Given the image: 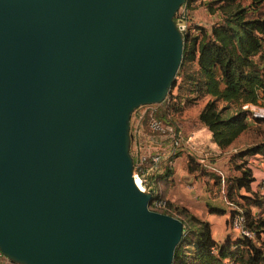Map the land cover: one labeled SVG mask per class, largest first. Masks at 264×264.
Segmentation results:
<instances>
[{"label": "water", "instance_id": "water-1", "mask_svg": "<svg viewBox=\"0 0 264 264\" xmlns=\"http://www.w3.org/2000/svg\"><path fill=\"white\" fill-rule=\"evenodd\" d=\"M185 0H0V253L172 264L183 225L132 176L129 119L168 95Z\"/></svg>", "mask_w": 264, "mask_h": 264}, {"label": "trees", "instance_id": "trees-1", "mask_svg": "<svg viewBox=\"0 0 264 264\" xmlns=\"http://www.w3.org/2000/svg\"><path fill=\"white\" fill-rule=\"evenodd\" d=\"M194 1L185 0L180 6L184 11L174 16L175 24L185 23L181 32V62L171 87L176 94L169 92L164 101L154 104L153 115L179 130L182 111L202 102L197 121L209 131L210 141L224 150L247 127L248 112L241 106L264 107V10L259 8L264 0H208L204 2L205 9L208 14L215 15L216 21L208 29L199 26L195 30L191 28L190 14V5ZM177 78L179 82H176ZM219 103L223 105L219 106ZM230 105L235 107V111L229 113ZM141 130L146 134L143 127ZM129 133L132 146L131 126ZM234 149L225 156L224 194L234 205L229 212L228 225L231 216L238 213L254 238L250 240L227 233L223 240L216 241L207 221L169 202L164 193L151 191L152 200L163 202L158 212L178 218L183 225L172 264H264V238H261L264 235V218L259 214L264 202L251 191L254 176L247 166L249 156L258 154L264 158V142ZM179 152L169 156L167 161L178 156ZM186 169L199 176L201 173L212 175L211 178L214 177L219 185V177L206 171L192 156H187ZM229 170L230 176L227 174ZM143 171L140 179L146 189L156 188L157 181L167 186L172 173L168 164L160 173L149 172L146 164ZM205 180L209 179L205 177ZM241 190L250 195L242 194ZM206 209L210 214L224 213L223 209L210 205Z\"/></svg>", "mask_w": 264, "mask_h": 264}, {"label": "built area", "instance_id": "built-area-1", "mask_svg": "<svg viewBox=\"0 0 264 264\" xmlns=\"http://www.w3.org/2000/svg\"><path fill=\"white\" fill-rule=\"evenodd\" d=\"M176 26L180 32L185 29V23L183 21H180ZM241 107L246 109L248 106L243 105ZM153 111L154 109L149 111L146 117L144 129L146 134L141 130V122L144 114L137 116L136 125L132 130L133 144L131 146L130 154L132 157V176L138 178L139 184L141 185L140 190L150 192V194L154 192V190L151 188L149 189V187L146 189L140 179V176L144 174L143 165H147V170L149 172H162L165 164L170 165V161H167V158L176 152L181 142L180 130H176L171 124L165 123L156 118L153 115ZM250 112L251 116L264 118V107H258L256 109L251 108ZM148 147L151 148V150H149ZM234 150L235 149H232V151ZM196 162L206 171L219 177V195L223 202L229 208L233 209L234 205L225 198L224 194V172L209 160V153L205 151L196 152ZM247 166L251 170L259 168L258 178L256 179L253 175L255 179L254 181H257L253 192L264 202V158L258 154L249 156L247 158ZM162 206L163 202L154 199L150 202L149 209L152 208L154 209L153 211H157V209ZM229 228L237 235L244 236L250 240L254 238L253 232L246 228L242 216L238 213L231 216L229 220ZM0 257H2L1 253Z\"/></svg>", "mask_w": 264, "mask_h": 264}, {"label": "crops", "instance_id": "crops-1", "mask_svg": "<svg viewBox=\"0 0 264 264\" xmlns=\"http://www.w3.org/2000/svg\"><path fill=\"white\" fill-rule=\"evenodd\" d=\"M260 103V102H259ZM202 105V102H198L195 105L189 106L185 108L182 113L179 116V123L182 115L188 108L197 107L196 112H194V121L195 125L197 126L196 129H190L186 133V141L184 142L187 144L189 141H200L204 143L205 145L210 146L211 148H214L215 150H219L222 152L223 150L218 149V147L210 141V133L209 131L201 125L197 121V114ZM250 110L251 108H258V106H252L247 105ZM183 130V127L179 126V130ZM197 130L200 131V134L197 133ZM182 145V144H181ZM183 146V145H182ZM181 146V147H182ZM179 148V147H178ZM180 152L184 154V161L180 160L181 157L176 156L170 161V168L172 169L171 175L168 177V185L164 186V184L161 181L156 182V188H153L155 192H161L165 194L166 200L169 202L182 206L186 208L189 212H191L193 215L197 216L198 218L207 221L210 224L211 229V235L216 241H221L223 238L227 235V233H230L232 236H237L233 231L230 230L228 225V218H229V212L231 211V208H229L221 199L219 194L215 193L216 186L213 185V187H207L204 178L202 176L197 175L196 172H188L186 169V160L187 156H192L196 161V154L192 153L193 151L187 149H178ZM186 148V147H185ZM223 155L224 153H220V155ZM221 155V156H222ZM182 161V162H181ZM178 162H180V165L178 166ZM166 163V162H164ZM177 167V168H176ZM259 171L258 169H255ZM252 174H254V170H251ZM206 181V180H205ZM212 180L209 179L206 182H211ZM254 181H252L253 183ZM251 183V184H252ZM250 184V188L252 190ZM200 204V205H199ZM214 206L218 207L224 210V213L221 215L217 214H210L208 213L206 206ZM0 264H11L6 258L3 256L0 257Z\"/></svg>", "mask_w": 264, "mask_h": 264}, {"label": "rangeland", "instance_id": "rangeland-1", "mask_svg": "<svg viewBox=\"0 0 264 264\" xmlns=\"http://www.w3.org/2000/svg\"><path fill=\"white\" fill-rule=\"evenodd\" d=\"M206 1H208V0H195L190 5V8H191L190 9V14H191V28L194 29V30L197 27H199V26H201V27H203L205 29H208L209 26L213 22L216 21L215 15H210V14L207 13V10L205 9V6H204V2H206ZM259 8H261V9L264 10V4H261L259 6ZM183 11L184 10L181 9V8H179L177 10V12H179V13H182ZM176 82H179V78L176 79ZM169 92H172V94H176V90L175 89H170ZM222 105H223L222 103H219V106H222ZM153 109H155L154 104H152V105H146V106H141V107L137 108L136 110H134L131 113L130 119H129V132H130V126H131V131L135 127V125H136V118L140 114H144L143 115V122H142L143 124H142V127H144V129H145V118L147 117L148 112L151 111V110H153ZM241 109L242 110H246L248 112L247 113V118H246L247 127L236 138V140L233 142V144L230 147H228V148L224 149L222 152H220L219 150H215L214 148H211L210 146L205 145L204 143H202L200 141H189V143H187V144L184 142V140L185 141L187 140L186 139V136H187L186 133L190 129H193V128L196 129V127H197L195 125V121L193 119L194 118V114H195L194 112H196L197 107L195 106V107H192V108H188L184 112V114L182 115V117L180 119V122L181 123H179V126H181V128L183 127V130L182 129L180 130V133H181V142H180V145H179V148L178 149H183V148L184 149H187L188 148L190 151L193 149L194 151L192 150L193 151L192 153H195V154L198 151H205V152L209 153V160L217 168H219L220 170H222L224 172V174H225V169H226V167H225V162H226L225 156L227 155V153L229 151H231L235 147L236 148H239V149H242V148H247V147H250V146H253V145H256V144H259V143L264 142V120H256V119L252 118L251 115H250V113H249L250 112V108L249 107H246V109H243L241 107ZM231 111H235V107L233 105H230L229 106L228 112L230 113ZM197 133L200 134V131L197 130ZM149 150H151V148H149ZM129 151H130V154H131V144H130ZM220 153H224V154L223 155L221 154L222 155L221 156ZM178 155H179V157H181L180 160L184 161V157H185L184 154L182 152H179ZM177 165L179 166L180 165V162H178ZM227 174H228V176H230L232 174L231 173V170H229V172ZM201 175L204 178V182H205L206 186L207 187H213V185L216 186L215 193L216 194H219V189H218L219 186H217L216 179L214 177L211 178L212 175H209V174H203V173H201ZM253 175L257 179L258 178V175H259V172L257 170H254V174ZM205 177H206L207 180L208 179H211L212 181L210 183L209 182H206L205 181ZM256 182L257 181H254L251 184V187H252V190L251 191L252 192H253V189L255 188ZM241 193L242 194L250 195L249 193H246L244 190H241ZM259 211H260L259 214H261V216L264 218V206ZM261 238H264V235H262Z\"/></svg>", "mask_w": 264, "mask_h": 264}, {"label": "bare ground", "instance_id": "bare-ground-1", "mask_svg": "<svg viewBox=\"0 0 264 264\" xmlns=\"http://www.w3.org/2000/svg\"><path fill=\"white\" fill-rule=\"evenodd\" d=\"M134 182L139 187V189H141V185L139 184V180L137 177H134Z\"/></svg>", "mask_w": 264, "mask_h": 264}]
</instances>
